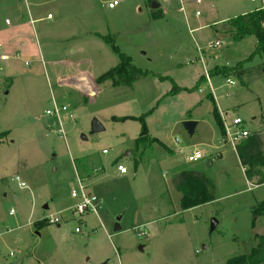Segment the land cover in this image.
<instances>
[{"label":"rangeland","instance_id":"1","mask_svg":"<svg viewBox=\"0 0 264 264\" xmlns=\"http://www.w3.org/2000/svg\"><path fill=\"white\" fill-rule=\"evenodd\" d=\"M112 1L0 0V57L9 56L0 58V264H226L264 234V214L255 216L264 183L247 180L213 108L227 123L240 116L250 132H264V75L257 56L247 85L231 74L210 76L213 101L205 66L247 60L256 39L223 34L230 18L260 9L263 0H121L111 9ZM153 2L161 17L153 16ZM99 35H111L144 72L130 90L106 82L84 95L71 84L74 75L95 81L119 64ZM216 39L223 45L209 47ZM227 78L236 85H225ZM53 101L70 105L61 124L45 113ZM142 115L165 147L135 149L141 122L112 119ZM94 118L104 130L91 131ZM187 120L197 122L193 134ZM195 151L203 157L188 161ZM119 163L126 174L117 172ZM184 169L210 178L215 199L182 209L174 177ZM78 177L99 197L98 215L76 214ZM55 216L60 223L49 221Z\"/></svg>","mask_w":264,"mask_h":264},{"label":"trees","instance_id":"2","mask_svg":"<svg viewBox=\"0 0 264 264\" xmlns=\"http://www.w3.org/2000/svg\"><path fill=\"white\" fill-rule=\"evenodd\" d=\"M153 1V0H150ZM162 11L158 8L153 11L154 17H161ZM227 38L233 41L241 42L249 37L256 39V46L254 51L250 54L247 60L240 61L235 66H219L215 65L209 70L212 77L222 75H234L247 85V78L249 70V63L255 57H260V64L256 68L263 72L264 75V9L258 8L248 13L230 18L227 22L224 34ZM102 40L112 47V50L118 55L119 64L104 74L97 77L96 84L101 85L106 82H111L112 87H123L128 90L132 88L133 82L144 75V72L139 69L132 58L123 53L121 49L113 42L110 35H101ZM248 63V64H247ZM180 87H174L171 93L180 91ZM212 100L214 98L210 95ZM213 115L222 133L224 134V126L220 116V112L216 106L213 108ZM115 121H125L127 119H138L141 122V131L138 138L135 140L134 147L139 149L142 145H147L148 142L158 143L165 147V145L157 138H151L145 122L144 116H124L112 118ZM2 133H0V139ZM240 162L245 170V176L250 183L259 185L264 183V132L251 131V133L244 138L235 147ZM172 153L171 150H168ZM138 162L135 163V167ZM176 188L181 193L180 205L182 209H188L194 206L208 203L215 199L216 186L214 182L201 172L192 169H184L177 173L174 177ZM256 209V215L264 214V203L261 208ZM258 210V211H257ZM38 227L42 223L37 224ZM226 264H264V234L257 237V244L246 254H239L229 258Z\"/></svg>","mask_w":264,"mask_h":264},{"label":"built area","instance_id":"3","mask_svg":"<svg viewBox=\"0 0 264 264\" xmlns=\"http://www.w3.org/2000/svg\"><path fill=\"white\" fill-rule=\"evenodd\" d=\"M197 4H201L202 0H195ZM255 1V0H252ZM121 2V0H114L112 2H110L108 4V7L113 9L115 8L117 5H119ZM180 2L182 3L183 0H180ZM262 9H264V0L262 1ZM182 9L184 10V7L182 6ZM201 14L200 10L196 11V16H199ZM6 23H9V20H6ZM223 40L221 39H216L213 41H210L208 43L209 47H213L216 49H219L222 45H223ZM198 51H200V53H203L204 51L198 47ZM9 56L8 55H2L1 59L2 60H6L8 59ZM203 63H204V59L203 57H201ZM205 65V64H204ZM205 79L208 83L209 89L211 91V95L214 96L213 92H214V87L211 84V77L209 74V69L206 68L205 66ZM225 85L227 86H235L236 82L232 79V78H227L225 81ZM200 92L203 91L202 88L198 89ZM226 96H229V94H225ZM52 108H48L45 110V113L47 115H51V116H55L58 118L60 124H61V120H60V114L62 112H68L70 105H62V106H58L57 103L55 101H53L52 103ZM225 112L221 111L220 112V116L221 119L223 121V125H224V135L226 138V141L228 143H230L232 146L236 147L237 144H239L244 138H246L251 132L250 130L246 129L245 127H243L244 124V120L240 117V116H235L232 120L231 123H227L226 121V117H225ZM63 130L61 129L60 132H62ZM102 152L108 153L107 149L102 150ZM203 157V154L200 151H195L194 153L188 155L187 160L190 162H194L197 161L199 159H201ZM117 172L121 175H124L127 173V168L125 165H123L122 163L117 164L116 166ZM96 171V169H94ZM13 180L17 181L19 183V185L21 187H26V183L24 181L21 180V178L19 176H15L13 178ZM78 183H79V188L78 189H72L71 191V196L73 198H76L79 200V202L77 203V205L75 206V212L76 214H79L80 216H83L86 213H94L96 215L99 214V209H100V204H99V197L91 190L88 189V185H86L79 177L77 178ZM11 214V212H10ZM49 221L51 223H60L61 221V216H55L53 218H50ZM77 232H80L81 229L80 228H76ZM137 234L139 236H146V232L144 229L142 228H138L137 229Z\"/></svg>","mask_w":264,"mask_h":264},{"label":"water","instance_id":"4","mask_svg":"<svg viewBox=\"0 0 264 264\" xmlns=\"http://www.w3.org/2000/svg\"><path fill=\"white\" fill-rule=\"evenodd\" d=\"M158 7H159V4L157 2L152 3L153 9H157ZM71 83L77 90L81 91L84 95H89V94L94 93L93 84L87 76L76 77L73 80H71ZM196 123H197L196 121L187 120L183 124H184V127L188 130V132L190 134H193L195 127H196ZM101 130H104L103 125L99 122L97 118H94L92 121L91 131L98 132ZM128 154H129V151H127L125 155H128ZM216 225H217V220L213 219L211 223V231L215 229ZM120 228H121L120 224L117 221V223L114 226V231H118L120 230Z\"/></svg>","mask_w":264,"mask_h":264},{"label":"crops","instance_id":"5","mask_svg":"<svg viewBox=\"0 0 264 264\" xmlns=\"http://www.w3.org/2000/svg\"><path fill=\"white\" fill-rule=\"evenodd\" d=\"M158 8H159V7H158ZM158 8H157V9H158ZM155 10H156V9H155ZM162 13H163V12H162ZM48 16H50V14H49ZM6 20H8V19H6ZM5 22H6V21H5ZM7 24H10V22L7 23ZM99 36H101V35H99ZM100 38H101V37H100ZM249 38H251V37H249ZM101 39H102V38H101ZM251 39H252V38H251ZM247 40H248V38H247ZM245 41H246V39H245ZM255 46H256V45H255ZM71 52H74V50L71 51ZM0 58H1V57H0ZM8 59H9V58H8ZM1 60H2V59H1ZM64 60H67V58L64 57ZM83 75H85L84 72H82V73H80V74H78V75H74V76H76V77L78 76V77H79V76H83ZM74 76H73L72 78H75ZM87 77H88V76H87ZM88 78H89V77H88ZM89 79H90V78H89ZM90 81L92 82L93 87H94V85H97L96 82H95L94 80H93V81L90 80ZM71 84H72V83H71ZM94 92H95V89H94ZM212 97H213V95H212ZM220 111H221V110H219V112H220ZM116 117H117V116H116ZM137 138H138V137H137ZM137 138H136V139H137ZM103 150H104V149H103Z\"/></svg>","mask_w":264,"mask_h":264}]
</instances>
